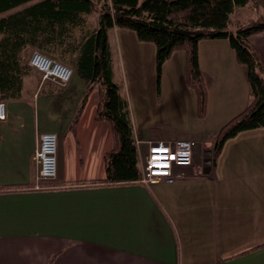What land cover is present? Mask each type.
<instances>
[{
    "label": "crops",
    "instance_id": "0c3cea01",
    "mask_svg": "<svg viewBox=\"0 0 264 264\" xmlns=\"http://www.w3.org/2000/svg\"><path fill=\"white\" fill-rule=\"evenodd\" d=\"M250 41L264 59V32ZM109 44L114 79L129 101L141 167L147 141L213 144L221 127L250 101L247 68L237 61L229 40L204 39L199 63L208 103L202 123L209 128L196 131L194 138L171 132L159 122L170 114L184 116V105L168 108L169 92L182 93L189 116H199L196 93L186 81L185 52L175 51L164 64L162 76L172 77L164 92L163 82H155L153 42L141 41L132 29L114 27ZM77 55L60 60L74 69L66 85L43 80L28 91V75L23 95L5 100L0 264H49L52 257V264H264V127L227 140L214 164L197 152L194 170L173 183L104 184L114 135L109 122L96 119V90L71 130L88 90L75 66ZM45 131L58 136V172L36 188L35 151Z\"/></svg>",
    "mask_w": 264,
    "mask_h": 264
},
{
    "label": "trees",
    "instance_id": "16d2710c",
    "mask_svg": "<svg viewBox=\"0 0 264 264\" xmlns=\"http://www.w3.org/2000/svg\"><path fill=\"white\" fill-rule=\"evenodd\" d=\"M250 1L264 5V0H0V14H5L0 17V100L23 95L25 77L32 72L25 60L28 47L64 61L78 53L75 66L88 90L71 130L75 131L90 93L96 90L100 96L96 119L109 122L114 135L102 183L137 182L142 167L129 101L122 84L114 79L109 31L114 27L132 29L141 41L156 45L158 84L164 64L175 51H184L186 81L196 93L200 118L207 111L208 93L199 63V43L228 39L237 61L247 68L250 101L217 133L214 164L227 140L264 127V59L250 41L251 36L264 32V15L247 24L231 25L236 7ZM94 14H98L96 22Z\"/></svg>",
    "mask_w": 264,
    "mask_h": 264
},
{
    "label": "built area",
    "instance_id": "2783aa9c",
    "mask_svg": "<svg viewBox=\"0 0 264 264\" xmlns=\"http://www.w3.org/2000/svg\"><path fill=\"white\" fill-rule=\"evenodd\" d=\"M28 64L38 70L44 80H51L60 85H66L74 75V69L69 64L57 60L48 54L34 50ZM7 118V104L0 100V120ZM148 151L141 157L142 177L140 182L152 184L159 181L173 183L187 175L188 170L196 166V153L211 160V143L196 140L178 141H147ZM58 136L55 132L45 131L39 136L35 159L38 164L36 188H42V183L54 179L58 172Z\"/></svg>",
    "mask_w": 264,
    "mask_h": 264
},
{
    "label": "rangeland",
    "instance_id": "374dc122",
    "mask_svg": "<svg viewBox=\"0 0 264 264\" xmlns=\"http://www.w3.org/2000/svg\"><path fill=\"white\" fill-rule=\"evenodd\" d=\"M5 14H0L1 16H4ZM264 15V5H256L253 1H250L246 5H241L236 7L234 13L232 14V26H237L238 23L241 24H247L252 20L258 19ZM136 33V32H135ZM34 51V50H33ZM32 51V52H33ZM178 51V50H177ZM32 52H25V60L27 61L31 55ZM174 54V53H173ZM66 63V62H65ZM69 64V63H67ZM70 65V64H69ZM123 73V72H122ZM163 75V73H162ZM161 75L160 82H163L164 84V92L166 91V84L170 82L172 84V77L170 76V73H167L164 77ZM44 79L42 77V74L32 70L31 74L27 77V89L33 90L38 85L39 82H42ZM155 82L158 83V77L156 73ZM156 83V84H157ZM169 83V85H170ZM173 97V98H172ZM165 101H168V108L172 109L177 106L182 107L184 105V108L182 111L184 112V116L178 114L177 116H174V114H170L169 116L165 117L164 119L160 120V124L163 126H166L168 130L171 132H177L178 134H182L183 136H187L189 138H194L196 136V131L198 130H207L205 127L209 128V125L202 123V118L199 116L194 118L189 116V104L184 103V96L182 93H173L169 92L167 97L165 98ZM178 103V105H177ZM181 111V108H179ZM206 123V122H205ZM205 126V127H204ZM203 131V130H202ZM215 142V141H214ZM214 147V143L211 145V153H207V157L211 154L212 159V149ZM141 153L145 154V152L141 151Z\"/></svg>",
    "mask_w": 264,
    "mask_h": 264
}]
</instances>
